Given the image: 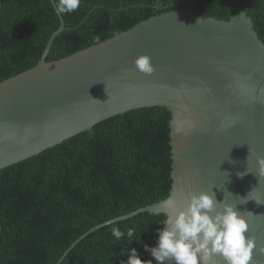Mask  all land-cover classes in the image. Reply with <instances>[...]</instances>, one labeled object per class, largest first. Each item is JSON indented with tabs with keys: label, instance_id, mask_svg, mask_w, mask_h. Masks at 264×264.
<instances>
[{
	"label": "water",
	"instance_id": "1",
	"mask_svg": "<svg viewBox=\"0 0 264 264\" xmlns=\"http://www.w3.org/2000/svg\"><path fill=\"white\" fill-rule=\"evenodd\" d=\"M187 3L47 62L62 23L37 66L0 83V171L130 111L163 107L172 114L169 197L92 228L57 264L104 226L142 213L167 216L200 193H214L217 211L237 208L249 223L246 240L257 245L252 264H264V40L244 10L221 20ZM145 55L152 74L135 66ZM213 264L226 261L217 255Z\"/></svg>",
	"mask_w": 264,
	"mask_h": 264
},
{
	"label": "trees",
	"instance_id": "2",
	"mask_svg": "<svg viewBox=\"0 0 264 264\" xmlns=\"http://www.w3.org/2000/svg\"><path fill=\"white\" fill-rule=\"evenodd\" d=\"M203 17L246 11L264 40V0H191ZM59 0H0V83L38 65L113 38L151 17L188 9L187 0H81L55 14ZM97 38L99 43H97ZM172 114L142 108L110 118L38 156L0 171V264H57L92 228L169 197ZM164 214L142 213L87 236L61 264H125L131 249L156 246ZM119 227L125 238L111 232ZM135 229L133 240L127 229ZM153 264L156 262L153 260Z\"/></svg>",
	"mask_w": 264,
	"mask_h": 264
},
{
	"label": "clouds",
	"instance_id": "3",
	"mask_svg": "<svg viewBox=\"0 0 264 264\" xmlns=\"http://www.w3.org/2000/svg\"><path fill=\"white\" fill-rule=\"evenodd\" d=\"M80 6L81 0H59L55 14L73 13ZM135 66L145 74H152L155 70L147 55L138 57ZM249 195L240 200L246 204L250 200ZM218 203L214 193H200L191 194L183 210L172 205L163 222L165 227L158 232L156 246L141 245L153 259L143 261L133 248L125 264H153V260L156 264H165L166 261L213 264V257L217 255L222 256L226 264H252L253 250L257 245L252 237L245 238V233L249 232L248 221L234 205L224 204L223 211H217ZM248 215L253 216L251 212ZM111 232L117 240L125 238V232L119 227H113ZM134 236L135 229H127L126 238L133 240ZM259 252L264 254V248H259Z\"/></svg>",
	"mask_w": 264,
	"mask_h": 264
}]
</instances>
